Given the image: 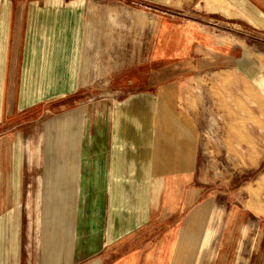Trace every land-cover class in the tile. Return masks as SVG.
I'll use <instances>...</instances> for the list:
<instances>
[{"label": "crops", "instance_id": "obj_1", "mask_svg": "<svg viewBox=\"0 0 264 264\" xmlns=\"http://www.w3.org/2000/svg\"><path fill=\"white\" fill-rule=\"evenodd\" d=\"M82 1L0 0V264H264V180L208 191L177 82L264 59V0ZM38 133L76 192L25 253Z\"/></svg>", "mask_w": 264, "mask_h": 264}, {"label": "rangeland", "instance_id": "obj_2", "mask_svg": "<svg viewBox=\"0 0 264 264\" xmlns=\"http://www.w3.org/2000/svg\"><path fill=\"white\" fill-rule=\"evenodd\" d=\"M117 1L122 0H110ZM82 2L103 4L109 0ZM260 50L264 53V47ZM177 80L186 87L182 99L199 138L198 172L208 191L230 194L227 190L236 191L248 184L262 185L264 59L242 60L229 69H203ZM96 95L98 93H90V99L97 100ZM131 95L128 92H110V99L119 100L123 105ZM58 113L52 109L45 118L47 125L52 123L51 132L54 115ZM42 135L38 133L33 147L30 150L27 148L25 199L22 205L25 253L38 245L44 213L54 211L55 199H61L62 195L63 205L65 194L69 197H66L68 201L72 197L75 199V187H64L62 173L55 169L53 133ZM223 201L219 199L220 203Z\"/></svg>", "mask_w": 264, "mask_h": 264}]
</instances>
